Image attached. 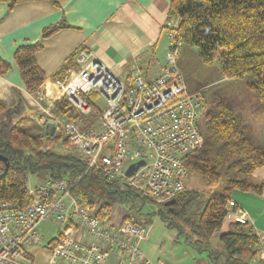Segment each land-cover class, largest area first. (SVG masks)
Returning <instances> with one entry per match:
<instances>
[{"label":"trees","instance_id":"1","mask_svg":"<svg viewBox=\"0 0 264 264\" xmlns=\"http://www.w3.org/2000/svg\"><path fill=\"white\" fill-rule=\"evenodd\" d=\"M0 1L13 7L27 0ZM170 17L178 22V38L184 46L196 50L202 63L218 64L228 80L251 78L249 88L257 104L251 114L264 115V0H172ZM64 27L46 29L43 38ZM42 48L41 43L25 45L14 54L21 79L31 94L47 79L37 62ZM74 57L72 68L76 67L72 64ZM10 68L8 62L0 60V74ZM67 70L69 67L57 73L54 82L64 80ZM89 101L93 106L89 116L79 114L65 98L56 104L54 113L88 130L95 126L102 108L98 95H90ZM22 110L21 104L12 109L0 100V158L6 160H0V203L28 206L30 176L38 175L39 181L65 178L76 197L99 205L102 218L111 215L113 206L122 205L128 211L126 219L141 227L148 228L156 216L177 233L178 241L206 253L211 264H261L260 238L248 224L233 221L228 231L217 237L234 191H264V185L253 177L264 166V147L251 137L246 112L232 102L222 98L205 114L200 125L203 148L186 163L189 175L200 177L206 190H185L170 206L151 202L121 179H108L100 167L89 168L74 151L60 152L62 143L60 149L45 150L50 140L59 142L63 134L51 135L48 124L29 117L16 120ZM146 204H155L157 211L153 215L143 213Z\"/></svg>","mask_w":264,"mask_h":264},{"label":"built area","instance_id":"2","mask_svg":"<svg viewBox=\"0 0 264 264\" xmlns=\"http://www.w3.org/2000/svg\"><path fill=\"white\" fill-rule=\"evenodd\" d=\"M170 45L166 64L157 70L153 58L135 61L122 76L115 75L84 49L74 57L75 68L58 82L69 105L83 116L93 112L90 95L104 105L95 126L83 130L64 116H56V133L63 134L89 168L100 167L108 179L123 180L157 205L174 201L186 190L188 158L203 148L199 119L203 91H189L177 66L184 43L177 20L164 25ZM140 167L127 177L130 166ZM28 187V185H27ZM31 203H0V264H34L32 249L43 246L41 226L59 227L45 248L49 264H106L116 253L120 264H149L141 251L149 231L126 218L100 216V207L76 197L68 180L45 179L28 188ZM228 218L248 224L245 211L230 201ZM264 264V239L258 245Z\"/></svg>","mask_w":264,"mask_h":264},{"label":"crops","instance_id":"3","mask_svg":"<svg viewBox=\"0 0 264 264\" xmlns=\"http://www.w3.org/2000/svg\"><path fill=\"white\" fill-rule=\"evenodd\" d=\"M171 1L27 0L13 7L0 1V60L11 66L6 74H0V100L12 109L22 105V113L16 120L29 117L37 123L49 124L56 117V104L64 99L59 81L54 82L53 77L68 67L66 74L74 68L70 66L71 58L79 49L87 51L117 76L124 75L135 61L146 57L153 58V70L164 66L170 45L164 25L170 19L176 20L170 17ZM60 25L65 27L43 38L46 29ZM38 43L43 48L37 54V62L47 79L31 94L21 79L14 54L21 46ZM253 177L264 185V166ZM231 199L245 211L255 234L264 239V191L256 194L237 190ZM231 222L227 217L217 237L228 231ZM42 226L44 244L32 249L34 264H49L50 254L45 247L57 236L51 235L46 242L49 234L43 232ZM140 248L149 264H211L206 253L177 238L166 241L149 236ZM120 260L113 253L106 264H120Z\"/></svg>","mask_w":264,"mask_h":264},{"label":"rangeland","instance_id":"4","mask_svg":"<svg viewBox=\"0 0 264 264\" xmlns=\"http://www.w3.org/2000/svg\"><path fill=\"white\" fill-rule=\"evenodd\" d=\"M180 55L181 56H179L177 60V66L184 77L188 90H202L205 98V108L199 119V124L202 126L205 121V114L218 100L225 98L229 102H232L237 108L246 112V117L250 122L249 128L251 129V137L258 145L264 147V115H259L257 113L251 114L253 110L257 109L255 95L249 88L251 78L247 76L244 79H225L218 64L212 66L205 65L198 57L196 50L186 45L183 46ZM101 104L102 106L104 105L103 100ZM49 142L50 145L48 144L49 147H46L45 150H50L55 147L60 149V143H62L63 148L59 150L60 152H76L71 142L64 135L61 136L59 142H53V140ZM38 178L41 177L38 175L29 177V189L35 188L38 184ZM186 190L203 191L206 190V185L200 177L190 174L187 178ZM156 211L155 204H146L143 209V213L151 215ZM111 215H113L116 220H119V218H127L128 211L125 206L115 205L111 209ZM152 221V224L147 229L149 231V236L153 238V240L171 241V239H176L177 233L174 230L166 228L164 223L156 216H153ZM58 229L59 227L54 224L43 225V232L49 234L45 238V241L48 242V237L51 235L56 236Z\"/></svg>","mask_w":264,"mask_h":264},{"label":"water","instance_id":"5","mask_svg":"<svg viewBox=\"0 0 264 264\" xmlns=\"http://www.w3.org/2000/svg\"><path fill=\"white\" fill-rule=\"evenodd\" d=\"M47 129L50 130L51 135H54V134L59 135V133L55 132L56 131V127H55V122L54 121H50L49 122ZM0 160L6 162V160L5 159L3 160L2 158H0ZM144 165H145V162L141 161V162H139L137 164H134V165L130 166V168L127 171L126 176L127 177H132L138 171V169L140 167L144 166ZM174 202L175 201H171V202L167 203L166 206H170V205L174 204Z\"/></svg>","mask_w":264,"mask_h":264}]
</instances>
